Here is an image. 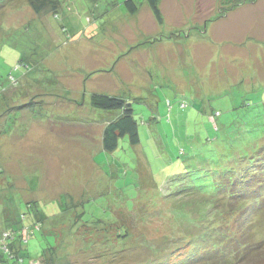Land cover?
<instances>
[{
  "label": "rangeland",
  "instance_id": "rangeland-1",
  "mask_svg": "<svg viewBox=\"0 0 264 264\" xmlns=\"http://www.w3.org/2000/svg\"><path fill=\"white\" fill-rule=\"evenodd\" d=\"M56 1L54 14L0 0V230L37 201L33 258L54 246V264H242L225 249L235 230L264 245V189L256 205L231 195L264 145V0L208 21L220 0H160L161 22L146 0L135 13ZM94 92L130 101L137 144L103 151L119 111L91 107Z\"/></svg>",
  "mask_w": 264,
  "mask_h": 264
},
{
  "label": "trees",
  "instance_id": "trees-1",
  "mask_svg": "<svg viewBox=\"0 0 264 264\" xmlns=\"http://www.w3.org/2000/svg\"><path fill=\"white\" fill-rule=\"evenodd\" d=\"M27 3L30 5L32 10L35 13H39L42 10H50L54 14H56V9L57 7V1L56 0H26ZM153 16L155 19L159 22H161V13L158 8V2L160 0H146ZM255 0H220L221 7H219V13L214 17V18H206V21L208 20H215L219 17L225 16V14L233 10L235 7L246 3V2H254ZM124 5L127 9L128 12L130 13H135L138 9V6L134 0H124ZM16 31V30H15ZM21 30H18L19 32L18 37L22 36L23 41H25V34L20 33ZM4 32V31H3ZM16 32V34H17ZM4 34V33H3ZM2 35V34H1ZM159 38V37H158ZM13 71H22V74L27 73L29 71V63L24 59L21 58L17 60L13 66H12ZM9 80L13 83L18 82V78H15L12 74L9 73ZM16 80V82H15ZM6 87L4 86L2 89H5ZM1 89V90H2ZM0 90V91H1ZM36 103L35 101H30L26 102L20 105H16L15 107L11 108H17V109H25L31 104ZM89 104L93 108L97 109H103V110H117L119 113L111 120H108V122L104 125L103 131L101 134V147L103 151L108 154L113 152L118 148V141L120 138L124 136H128V142L132 145H135L139 142V136H138V124L133 116V111L131 108V103L129 100L122 99L120 97H115V96H109L105 94H100V93H91L89 97ZM217 113V112H216ZM264 149V145H262L258 152H256L253 162H254V170L252 173H249L248 177L242 178L240 177V172L244 169L243 165L241 163V159H244L246 162L247 160L245 158L240 159V164H239V169L233 170L231 169L230 171H227L223 174L227 178L228 181L226 182H219V186H223L226 188V185L230 186V184L233 185V175H236L237 178L240 177L239 179V187L242 188L239 192L236 191H231V195L233 197L240 198V194L243 191L242 194H245L244 199L242 200L252 202L253 205L261 203V200L263 197L262 191L264 189V174L260 175L258 173V164H263V170L260 169V172H264V155L263 152H260L261 150ZM262 154V155H261ZM249 164H252V162H248ZM1 172V171H0ZM244 179V180H243ZM227 183V184H226ZM236 184V183H235ZM36 202H30V203H25L26 208H33L32 212H29L27 210L22 211V214H19V216L16 217L15 219V226H10L9 223L6 224V226H3L0 230V262H3L4 264H33L34 262H31V259H34L37 263L36 264H54L55 257L56 255V247L54 246H49L46 248H43V253H41L38 257L33 258L30 257L29 252H23L24 250H28V247L25 245L28 240L33 237V235L36 232V229H32L33 231L31 234H29L28 238L27 235L24 234L23 228L26 226L27 223L26 217L28 216L33 217L36 212H44L40 205L36 204ZM31 214V215H30ZM80 214V213H79ZM41 219L43 217H46L44 215H40ZM235 221V220H234ZM39 223V222H37ZM99 223H101L99 221ZM36 224V221L30 223L27 225L28 231L31 230L32 226ZM24 226V227H23ZM46 227V226H45ZM239 227V226H236ZM42 229V228H41ZM37 229V230H41ZM4 230V231H3ZM51 232V230H47ZM238 230H235L234 232L235 235L239 236L235 237V239H232L231 236V242L227 243L226 250H229V253L234 254L235 259H237V263H242L244 261H249L246 262L247 264H264L263 262V254H264V245L259 244V245H253L252 242L248 238H250L247 234L241 231V233L237 232ZM5 232H8V235H4ZM233 235V237L235 236ZM227 240H230V237L226 238ZM16 243L18 244L16 246ZM20 247V249L18 248ZM15 249V250H14ZM14 250V251H13ZM255 251H258L261 257H254L253 253ZM41 262H40V260ZM218 262H214L211 264H223L225 261L228 262V259L225 258L224 260L222 259V262L219 259H214ZM226 262V263H227ZM196 264H207V262L204 263H196ZM229 264H235V262H231Z\"/></svg>",
  "mask_w": 264,
  "mask_h": 264
},
{
  "label": "crops",
  "instance_id": "crops-1",
  "mask_svg": "<svg viewBox=\"0 0 264 264\" xmlns=\"http://www.w3.org/2000/svg\"><path fill=\"white\" fill-rule=\"evenodd\" d=\"M257 1H258V0H255L254 2H246V3H243V4H241V5L237 6V7H235L233 10L228 11L227 13L229 14L230 12L232 13V12H235V11L240 10V9H242V8H247V7H250V6H254V5H256ZM246 4H249V5H246ZM227 13H226V14H227ZM226 14H225V16H226ZM225 16H224V17H225ZM224 17H223V18H224ZM107 122H108V120L104 122V125H105Z\"/></svg>",
  "mask_w": 264,
  "mask_h": 264
},
{
  "label": "built area",
  "instance_id": "built-area-1",
  "mask_svg": "<svg viewBox=\"0 0 264 264\" xmlns=\"http://www.w3.org/2000/svg\"><path fill=\"white\" fill-rule=\"evenodd\" d=\"M4 235H8V232H5Z\"/></svg>",
  "mask_w": 264,
  "mask_h": 264
}]
</instances>
